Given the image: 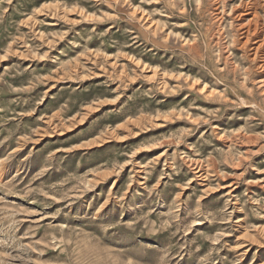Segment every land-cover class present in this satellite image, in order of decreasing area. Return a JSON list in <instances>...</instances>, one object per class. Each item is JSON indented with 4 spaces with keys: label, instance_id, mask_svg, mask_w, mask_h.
I'll return each mask as SVG.
<instances>
[{
    "label": "rangeland",
    "instance_id": "1",
    "mask_svg": "<svg viewBox=\"0 0 264 264\" xmlns=\"http://www.w3.org/2000/svg\"><path fill=\"white\" fill-rule=\"evenodd\" d=\"M0 264H264V0H0Z\"/></svg>",
    "mask_w": 264,
    "mask_h": 264
}]
</instances>
